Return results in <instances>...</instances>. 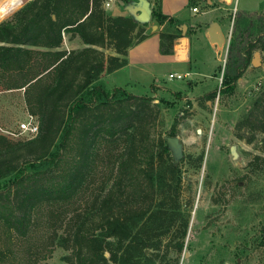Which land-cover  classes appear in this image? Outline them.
I'll return each instance as SVG.
<instances>
[{
	"label": "trees",
	"instance_id": "16d2710c",
	"mask_svg": "<svg viewBox=\"0 0 264 264\" xmlns=\"http://www.w3.org/2000/svg\"><path fill=\"white\" fill-rule=\"evenodd\" d=\"M105 1L23 0L0 23V85L23 88L26 109L38 118L34 137L10 141L0 133V225L27 235L40 210L52 219L99 168L98 191L52 232V240L70 250L62 257L66 264H178L188 217L179 161L166 135H150L149 119L159 106L152 96L107 88L101 80L127 64L129 47L147 36L146 23L109 14ZM150 1L151 19L162 25L159 51L172 54L174 40L194 28L183 33V20L163 13L161 0ZM200 1L188 0L187 7ZM257 18L244 26L242 13L234 15L223 92L233 91L252 51L264 49V14ZM66 36L83 45L62 48ZM175 125L169 135H175ZM235 129L247 142L261 132L264 152L263 97ZM258 160L264 163L259 155L249 161L253 169Z\"/></svg>",
	"mask_w": 264,
	"mask_h": 264
},
{
	"label": "rangeland",
	"instance_id": "374dc122",
	"mask_svg": "<svg viewBox=\"0 0 264 264\" xmlns=\"http://www.w3.org/2000/svg\"><path fill=\"white\" fill-rule=\"evenodd\" d=\"M196 7L197 12L188 8V13L206 12L202 28L213 23L220 26V32L215 29L214 34L221 44L210 41L213 53L199 39L195 40L193 52L202 74L192 77L181 72V79L169 78L168 69L163 66L148 84L124 89L131 94L152 96V103L158 104V111L152 112L149 119L151 137L169 135L176 123L175 135L182 144L178 160L182 199L188 217L178 264H264V163L258 160L254 169L249 164L255 155L264 157L259 146L262 133L255 132L254 140L247 142L236 135L235 129L239 118L264 98V49L257 47L252 51L250 63L235 81L232 92L221 91L234 15L242 13L244 26L250 21L257 23L258 15L264 14V0H202ZM76 44L66 36L61 47ZM255 51L256 65H252ZM207 66H212L208 74L203 69ZM109 79L105 78V86L115 87ZM207 93L214 96L207 99ZM29 114L23 88L6 89L0 85V133L10 141L27 139L23 134L13 136L4 131L16 133L19 123ZM31 115L38 121L36 115ZM240 132L244 137L250 135L244 129ZM99 170L75 199L59 206L52 219L40 210L27 235L10 234L0 225V264H66L62 257L70 250L58 246L52 240V232L60 231L71 211L98 191L103 180Z\"/></svg>",
	"mask_w": 264,
	"mask_h": 264
},
{
	"label": "crops",
	"instance_id": "0c3cea01",
	"mask_svg": "<svg viewBox=\"0 0 264 264\" xmlns=\"http://www.w3.org/2000/svg\"><path fill=\"white\" fill-rule=\"evenodd\" d=\"M188 0H161V10L165 14L175 16L185 22L186 27H193L194 32L190 35H182L174 40V51L172 54H162L159 51V30L154 20L150 19L144 26L146 37L129 47L127 53V64L111 72L103 73L101 80L106 85L105 78H110L111 85L124 88L130 85L148 84L150 79H156L159 75L160 68L167 67V76L169 73H188L189 76L198 77L202 74L200 67L197 66V58L193 50L196 49L195 40L202 42L213 53L210 42L208 27L202 28V22L206 19V12L192 13L189 15L187 7ZM109 5L105 7L111 15L132 16L126 8V3L122 0H108ZM150 7L152 2L150 1ZM200 25V27H199ZM201 28L202 31L197 29ZM204 29V30H203ZM76 46L63 47L65 49L78 48L83 44L78 37L72 38ZM67 43H70L67 41ZM204 64V63H203ZM202 64V65H203ZM214 66V64L212 65ZM212 66L207 69L206 74L212 71ZM173 68V69H172ZM169 77V76H168ZM158 84H153L156 86ZM158 87V86H157ZM139 95V94H137Z\"/></svg>",
	"mask_w": 264,
	"mask_h": 264
},
{
	"label": "water",
	"instance_id": "95a60500",
	"mask_svg": "<svg viewBox=\"0 0 264 264\" xmlns=\"http://www.w3.org/2000/svg\"><path fill=\"white\" fill-rule=\"evenodd\" d=\"M126 8L132 17L140 23H147L151 19V7H150V0H129L126 3ZM186 29V25H182V31L184 33ZM217 29L220 32V26L217 23H213L208 27V34L210 41L216 42L218 45L221 44V39H218L215 34L214 30ZM258 51H255L253 54V59L251 64L256 65V56ZM166 142L168 147L171 150L172 157L174 161H178L179 158L182 156V144L179 141L176 135H166Z\"/></svg>",
	"mask_w": 264,
	"mask_h": 264
},
{
	"label": "built area",
	"instance_id": "2783aa9c",
	"mask_svg": "<svg viewBox=\"0 0 264 264\" xmlns=\"http://www.w3.org/2000/svg\"><path fill=\"white\" fill-rule=\"evenodd\" d=\"M109 5L108 0L104 2V7H107ZM192 11L197 12V7H192ZM169 78H182L184 75L182 73H169ZM0 131L2 132L3 129L0 127ZM6 134L17 136L20 134L25 135L27 138L34 137L38 133V121L36 118L33 117V115L29 114L28 118L21 121L19 123V127L16 133L12 131H4Z\"/></svg>",
	"mask_w": 264,
	"mask_h": 264
},
{
	"label": "clouds",
	"instance_id": "9594fccd",
	"mask_svg": "<svg viewBox=\"0 0 264 264\" xmlns=\"http://www.w3.org/2000/svg\"><path fill=\"white\" fill-rule=\"evenodd\" d=\"M23 7V0H0V23H3L11 11L19 10Z\"/></svg>",
	"mask_w": 264,
	"mask_h": 264
}]
</instances>
